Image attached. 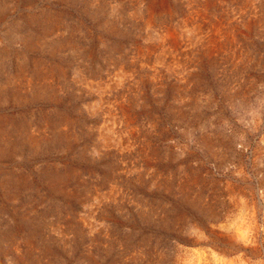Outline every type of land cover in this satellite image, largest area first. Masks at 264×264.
<instances>
[{"label": "rangeland", "instance_id": "1", "mask_svg": "<svg viewBox=\"0 0 264 264\" xmlns=\"http://www.w3.org/2000/svg\"><path fill=\"white\" fill-rule=\"evenodd\" d=\"M0 264H264V0H0Z\"/></svg>", "mask_w": 264, "mask_h": 264}]
</instances>
